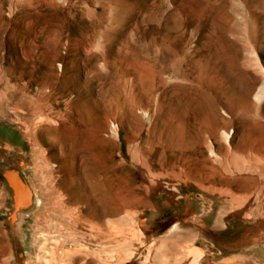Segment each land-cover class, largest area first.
<instances>
[{"label": "rangeland", "instance_id": "1", "mask_svg": "<svg viewBox=\"0 0 264 264\" xmlns=\"http://www.w3.org/2000/svg\"><path fill=\"white\" fill-rule=\"evenodd\" d=\"M260 88L264 0H0V264L98 235L54 210L81 163L134 200L100 222L111 264H264Z\"/></svg>", "mask_w": 264, "mask_h": 264}, {"label": "bare ground", "instance_id": "2", "mask_svg": "<svg viewBox=\"0 0 264 264\" xmlns=\"http://www.w3.org/2000/svg\"><path fill=\"white\" fill-rule=\"evenodd\" d=\"M52 76V75H51ZM178 77V76H177ZM200 77V75H199ZM40 78V77H39ZM264 96V92L263 90L260 88L257 92H255V95L253 96V99L257 102H261V99H263ZM51 99L49 96H41L39 98H37V102H36V111H41V110H50V111H54V106L51 105L50 103ZM248 103V102H247ZM198 106V105H197ZM212 107V106H211ZM230 111V110H229ZM232 111V110H231ZM201 112V111H200ZM58 114V113H57ZM228 114V113H227ZM147 115V114H146ZM145 115V116H146ZM214 115V114H213ZM230 115V114H229ZM208 116V115H207ZM144 117V116H143ZM208 118V117H207ZM203 119V118H202ZM216 119V118H215ZM207 120V119H206ZM53 121L52 117H50L49 122ZM217 121V120H216ZM209 123V122H208ZM207 123V124H208ZM220 124H223V121L220 120ZM48 130V129H47ZM171 133V135H173V140L169 141V144L173 147L174 143L173 141H175L176 144H180L181 145V131H176L174 129H172L171 131H169ZM116 135V134H115ZM221 135L223 137V139L225 140L226 144L229 146V140L232 138V132L228 131H221ZM246 137V136H245ZM249 138V137H247ZM251 138V137H250ZM178 139V140H177ZM252 139V138H251ZM256 139V138H255ZM258 139V138H257ZM249 140V139H247ZM260 140V139H259ZM218 142V141H217ZM245 142V141H244ZM247 142V141H246ZM254 142V141H252ZM257 144V143H256ZM262 144V143H261ZM260 144V145H261ZM250 145V144H249ZM247 145V146H249ZM259 145V146H260ZM264 145V144H263ZM231 146V145H230ZM245 146V145H244ZM172 147L170 149H172ZM262 147V146H261ZM218 149V148H217ZM229 149V148H228ZM257 149V148H256ZM222 150V149H221ZM258 153L264 156V147L258 149ZM224 153V152H223ZM208 154L211 157L212 160H217L221 154L220 151L218 150H214L211 146L209 147L208 150ZM226 155V154H225ZM241 156V155H240ZM262 156V157H263ZM260 157V156H259ZM251 158V157H250ZM264 158V157H263ZM158 159V158H157ZM236 159V158H235ZM257 159V158H256ZM158 162H160L161 164V160L160 158L158 159ZM164 163V162H163ZM165 164V163H164ZM67 166V165H66ZM173 166V165H172ZM250 167V166H249ZM144 168V171L147 172L149 170V168ZM249 169V168H248ZM147 170V171H146ZM250 170V169H249ZM255 170V169H254ZM254 170H252L254 172ZM67 171H68V176L70 177V183H68L67 185H62V183L60 184L59 187L64 186L65 192L66 194L63 196H60L59 198H56L53 202L54 204V210L57 211L59 214L65 213L67 212V210L72 209L74 214L70 215V218L73 219L76 223L80 221V218H87L92 220L95 224L94 226L90 225L93 227V229H96L98 232V235L92 238L91 241H86L87 243L81 245H77L80 246V248L78 249H66L65 251L59 252L58 254H56V252H51L50 256H49V260L47 264H55V263H59V264H111L108 260H106V258L108 256L104 257V251H106L107 247L105 248V245H103V241L106 237H109V235L111 234V230L108 232L105 228H101L102 226L100 225V222L102 219H104L105 217H117L119 216L123 211H125L128 208H131L134 204V200L131 198H128L125 196H122V194H120L115 187L113 186V182L108 179L107 176H105L104 172L101 170V168L95 164H90L88 165L87 163H81V165L79 167L76 168H72L70 164H68L67 167ZM143 171V172H144ZM239 171V170H238ZM240 173V171H239ZM256 173V172H255ZM77 177H74V176ZM262 178V177H261ZM75 179H77V181H75ZM256 180V179H255ZM245 181V180H244ZM242 181L241 183H238V185L240 186H246L248 184V180L247 184L246 181L244 182ZM253 183V182H252ZM147 183H144L143 185L140 186V190L142 191H146L148 188L145 185ZM62 185V186H61ZM70 185H73V189L70 188ZM259 185V184H258ZM133 186V185H132ZM139 188V187H138ZM147 188V189H146ZM210 188V187H209ZM249 189V188H247ZM250 191V190H249ZM253 193V192H251ZM228 194V193H227ZM260 194V193H259ZM252 195V194H251ZM223 198H227L225 195H221ZM238 196V195H237ZM243 197V196H242ZM238 197H236L235 199L237 200ZM244 201V200H243ZM37 204L40 205L41 204V200L38 199L37 200ZM75 205L74 207H70L69 205ZM256 204V203H255ZM54 211V212H55ZM67 214V213H65ZM128 215V213H125ZM243 216V215H242ZM59 216H57L56 218H58ZM255 217V216H254ZM257 217V216H256ZM63 219V217H60ZM67 218V217H66ZM69 218V217H68ZM84 218V219H85ZM127 216H121L120 218H118L119 221H124L126 220ZM59 219V218H58ZM69 220V219H68ZM66 221V220H65ZM73 221V223H74ZM118 221V222H119ZM70 222V221H68ZM126 222V221H125ZM132 222V221H131ZM58 223V221H57ZM61 223V222H60ZM64 223V222H63ZM62 223V224H63ZM87 223V222H86ZM61 224V225H62ZM104 224V223H103ZM121 224V223H120ZM130 224V223H129ZM59 225V224H58ZM57 225V226H58ZM64 225V224H63ZM73 225V224H72ZM65 226V225H64ZM68 226V225H67ZM101 226V227H100ZM52 227V226H51ZM60 227V226H58ZM55 227V228H58ZM63 227V226H62ZM66 229V228H65ZM47 230V229H46ZM57 230V229H56ZM78 230V229H77ZM60 231V228L57 230ZM55 231V232H57ZM114 231V230H113ZM96 232V234H97ZM117 232V231H116ZM59 234V232H57ZM110 233V234H108ZM122 233V232H120ZM61 234V232H60ZM116 235L119 233H115ZM125 234V233H124ZM127 234V233H126ZM129 234V233H128ZM46 236V235H45ZM63 236V235H62ZM89 236V235H88ZM93 236V235H92ZM113 236V235H111ZM132 236V235H131ZM82 237V236H81ZM87 239V236H84ZM74 238V237H73ZM115 238V237H114ZM49 239V237H48ZM47 238H44V242L47 245L46 241L48 240ZM81 239V238H80ZM83 239V240H86ZM108 239V238H107ZM111 239V238H109ZM60 240V239H59ZM59 240H57L59 242ZM68 240V239H67ZM70 240V239H69ZM54 243V247H56V249H59V243L58 242ZM61 241V240H60ZM66 241V240H65ZM104 242H106V240H104ZM114 242V241H113ZM116 242V241H115ZM125 241H122V243ZM61 243V242H60ZM75 243V240H74ZM84 243V242H83ZM117 243V242H116ZM120 243V244H122ZM44 244V243H43ZM51 244V243H50ZM67 244V243H66ZM71 244V243H70ZM169 244V243H168ZM62 245V243H61ZM64 245V244H63ZM115 245V244H114ZM138 245V244H137ZM152 245V244H151ZM45 246V245H43ZM111 246V245H110ZM118 246V243L116 244V247ZM121 246V245H120ZM123 246V245H122ZM121 246V247H122ZM177 246V245H176ZM53 247V248H54ZM70 247V246H69ZM115 247V248H116ZM42 248V247H41ZM62 248V247H61ZM120 248L119 246L117 247V249ZM153 248H155V246H153ZM108 250V249H107ZM121 250V249H119ZM129 250V248H128ZM157 250H160L157 248ZM189 250V249H188ZM187 250V251H188ZM58 251V250H56ZM122 251V250H121ZM149 251V250H148ZM161 251V250H160ZM48 252V251H46ZM116 252V251H115ZM120 252V251H119ZM123 252V251H122ZM82 254L83 255V259H74V255L76 254ZM108 252L105 253V255H107ZM125 253V252H124ZM118 254V253H116ZM202 254V252H201ZM58 255V256H57ZM187 255V254H186ZM199 255V254H198ZM42 256V255H41ZM188 256V255H187ZM58 257V258H56ZM114 257V256H113ZM182 257V255H181ZM197 254H194L193 257L190 260V264H197L196 259H197ZM38 258V257H37ZM81 258V257H80ZM114 259V258H112ZM119 259V258H118ZM180 259V258H179ZM117 260V257L116 259ZM229 260V259H228ZM114 261V260H112ZM111 261V262H112ZM225 261V260H224ZM231 261V260H230ZM233 261V260H232ZM4 262V261H3ZM7 262V261H6ZM46 262V261H45ZM240 262V261H239ZM40 263V262H38ZM241 263V262H240ZM114 264V262L112 263ZM223 264V263H222ZM229 264V262L227 263ZM237 264V263H236Z\"/></svg>", "mask_w": 264, "mask_h": 264}]
</instances>
